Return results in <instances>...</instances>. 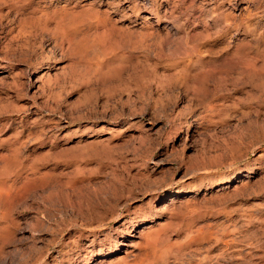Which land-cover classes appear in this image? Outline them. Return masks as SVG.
<instances>
[{
  "label": "rangeland",
  "instance_id": "rangeland-1",
  "mask_svg": "<svg viewBox=\"0 0 264 264\" xmlns=\"http://www.w3.org/2000/svg\"><path fill=\"white\" fill-rule=\"evenodd\" d=\"M140 1L0 0V264H264V0Z\"/></svg>",
  "mask_w": 264,
  "mask_h": 264
},
{
  "label": "bare ground",
  "instance_id": "bare-ground-1",
  "mask_svg": "<svg viewBox=\"0 0 264 264\" xmlns=\"http://www.w3.org/2000/svg\"><path fill=\"white\" fill-rule=\"evenodd\" d=\"M125 1V0H124ZM167 1H169V0H167ZM192 1V0H191ZM194 1V0H193ZM193 1L191 2V3H193ZM197 1V0H196ZM200 3L199 4H201V22H203L204 20H206V18L207 19H211V20H213L214 21V23L215 24H219L220 22H222V23H228V22H231V21H228V19L230 18V16H231V14L232 13H228V11H229V8H231L232 10L234 9H237V7H238V9H239V7L242 5H244V4H246L245 6H243V9L244 10H248V8H249V3H251V1L252 0H198ZM128 2H130V1H128ZM141 2H143V1H140V0H135V7H137V8H140V9H142L141 7H139V6H137V5H142L143 7H147V5H149V4H147V2H145V3H141ZM177 2H178V0H171V2H170V5H171V8H172V11H173V9L174 8H176V4H177ZM127 3V2H126ZM155 3V2H154ZM195 3V2H194ZM240 3V4H239ZM179 4V3H178ZM157 5V4H156ZM169 5V6H170ZM198 5V4H197ZM180 6V5H179ZM199 6V5H198ZM197 6V7H198ZM161 7V6H160ZM133 9V8H132ZM139 9V10H140ZM242 9V10H243ZM128 10V9H127ZM135 10V9H134ZM133 10V11H134ZM171 10V9H170ZM156 11V10H155ZM135 12H138V11H135ZM134 12V13H135ZM173 13V12H172ZM171 13V14H172ZM152 14V13H151ZM69 14H67V16H68ZM75 15V14H74ZM62 16V15H61ZM66 15H64V18H66L65 17ZM70 16V15H69ZM56 17H59V19H60V16H56ZM74 16H72V18H73ZM93 17V16H92ZM150 17V16H149ZM206 17V18H205ZM232 17L234 18V16L232 15ZM241 17V16H240ZM63 18V17H62ZM61 18V20H64V19H62ZM70 18V17H69ZM146 18V17H145ZM167 18V17H166ZM232 18V19H233ZM67 19H68V17H67ZM98 19V18H97ZM104 19V18H103ZM148 19V18H147ZM66 20V19H65ZM58 21V20H57ZM109 21V20H108ZM60 22V21H59ZM63 22V21H62ZM246 22V21H245ZM241 23H243V22H241ZM225 24V25H226ZM230 25V24H229ZM241 25H243V24H241ZM58 26V25H57ZM228 28H229V26H228ZM204 35V34H203ZM84 37V36H83ZM72 44V43H71ZM237 55V54H236ZM233 58V57H232ZM188 70V69H187ZM185 71V70H184ZM190 72V71H189ZM186 73V72H185ZM205 74V73H204ZM206 75H208V74H206ZM206 79H207V77L205 76V75H201V80L203 81V82H206ZM183 195H187L186 193H176L173 197H177V199L178 198H180V196H183ZM123 225H125V223L123 224ZM125 227H127V225H125ZM153 226H147V227H145L146 229L145 230H148L147 232H145V231H141L140 232V237L139 238H141V240H142V244H139V245H133V247L134 248H136L137 246H139V247H141V248H143L144 249V251H145V253L148 255V252L150 251V253L151 252H153V251H155L156 249H157V246H158V244L160 243V242H165V238L163 239V240H161L160 238L161 237H163L162 236V231L163 230H160V231H151L150 230V228H152ZM198 230V229H197ZM165 233V232H164ZM168 241V240H167ZM163 242H162V244H163ZM167 244H168V242H166ZM164 245H166L165 243H164ZM163 247H165V246H162L161 248H163ZM167 247V246H166ZM159 248V247H158ZM175 248H177L175 245H173L172 244V246L170 245V247L168 248V250H165V251H162L161 253H160V255L157 257V258H155V263H159L160 261H162L164 258H165V256L167 255V253H169V252H173L174 250H175ZM179 248V247H178ZM74 249H77V247H74ZM179 250H180V248H179ZM179 250H178V252L177 253H180L179 252ZM89 252H93V251H88V253ZM118 252H119V249L115 246L114 248H111V249H109V251H107V252H105V250H100V251H95L94 250V253L95 254H98V255H100L102 258H104V263H106V264H131V263H129V260H128V256L130 255V253H132V251L131 252H126L125 253V256H123V257H120V258H118L117 260H113V261H110L108 258H111V257H113V256H116V254H118ZM176 252V251H175ZM145 253H142V254H140L138 257H137V261L134 263V264H145L147 261V259L145 260V256H147ZM155 254V253H154ZM62 255H64L65 257H66V253H63ZM177 255H179V254H177ZM177 255H175V256H177ZM92 255H90V257H91ZM147 257H149V256H147ZM67 258V257H66ZM84 258H86V261H87V256H85ZM88 259H90V258H88ZM106 259H108V260H106ZM85 259H83V260H81V264H85V261H84ZM153 262V263H154ZM133 264V263H132Z\"/></svg>",
  "mask_w": 264,
  "mask_h": 264
}]
</instances>
